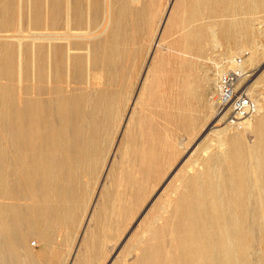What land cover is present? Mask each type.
<instances>
[{"label": "bare ground", "instance_id": "obj_1", "mask_svg": "<svg viewBox=\"0 0 264 264\" xmlns=\"http://www.w3.org/2000/svg\"><path fill=\"white\" fill-rule=\"evenodd\" d=\"M175 2L155 39L153 0H0V264H50L27 244L57 235L78 239L71 264H103L114 240L124 264H264L263 103L209 127L155 193L179 142L224 121L202 101L218 66L192 58L264 47V0Z\"/></svg>", "mask_w": 264, "mask_h": 264}, {"label": "rangeland", "instance_id": "obj_2", "mask_svg": "<svg viewBox=\"0 0 264 264\" xmlns=\"http://www.w3.org/2000/svg\"><path fill=\"white\" fill-rule=\"evenodd\" d=\"M156 1H159V2H156ZM163 1V2H162ZM176 0H153V2L155 3L154 5H155V7H154V9L156 10V12H155V10H154V12L156 13V14H158L159 15V17H158V15H156L157 17H156V19H159V20H156L155 21V28H157L158 29V31L156 32V34L158 35H156L155 37V39H158V38H162V35L160 34L161 33V30H162V28H165V26H166V23L165 22H167V20H168V18H169V15H170V10H172V8H173V6H175V4H176V2H175ZM162 4V5H161ZM165 5V6H164ZM167 5V6H166ZM159 6V7H158ZM160 6H162V7H160ZM164 6V7H163ZM172 6V7H171ZM159 8V9H158ZM166 8V9H165ZM161 10V11H160ZM158 11V12H157ZM160 11V12H159ZM166 13H165V12ZM163 13H165V14H163ZM169 14V15H168ZM165 15H167V16H165ZM161 17H162V19H161ZM167 17V18H166ZM160 20H161V22H160ZM163 21V22H162ZM161 23V24H160ZM159 35H161V36H159ZM164 38H165V40L166 41H168V42H166L165 40V45H168V43L172 40V38H174L175 37V35L174 36H169V37H167L166 35L165 36H163ZM172 37V38H171ZM149 38V40L147 41V39ZM163 38V39H164ZM147 39L145 38L144 40H142V41H145L144 42V44L142 43V41H141V46H142V51H141V54H140V58L142 59V61H143V64H141V66L139 67V69H138V71L139 72H137V74L139 75V78L137 79V81H138V83H140L141 82V78H143L144 77V72H145V69H146V61L145 60H147L146 59V55L148 54L147 52H148V49H150L149 47H151L153 44H154V41L152 40V37H147ZM151 41V42H150ZM152 41H153V43H152ZM163 41V42H164ZM146 43V44H145ZM149 43V44H148ZM152 43V44H151ZM226 45V44H225ZM215 46V42H211V44H208L207 46H206V48H205V53H204V55H203V57L200 59V60H198V59H196V58H192V60L193 61H195V62H197V64H198V67H202L203 68V70H210L211 68H213V65L214 66H218L217 67V76H215L214 78L216 79H214L212 82H211V84L209 85V87L207 86L205 89H203L204 90V92H203V100L202 101H204L205 102V105L206 106H209L208 104V99H210V96H211V94H212V91H214L215 90V87H213V86H215L216 85V83L215 82H217V78H218V73H221L222 71H225V70H228V69H230V68H232V66H234V64H235V59L237 58V57H243L244 58V61H245V66H246V70L248 71V77L244 80V85L248 88V94L251 96V97H253L256 101H257V103H258V112H259V108H260V103H263L264 104V99H263V97H264V47L263 46H255L254 48L253 47H250V46H244V47H238V46H226V47H231V49H233L232 51H230V52H227V51H225V50H223V48H221V47H214ZM242 50V51H241ZM253 51H255V53L258 55V60L256 61V62H254V63H252L251 61H250V56H252V52ZM147 53V54H146ZM146 54V55H145ZM175 56L174 57H176L177 56V54L178 53H173ZM172 54V55H173ZM225 54V55H224ZM225 56H226V59H227V61H226V59H225ZM144 57V58H143ZM232 59H231V58ZM229 58H230V60L232 61V63H231V61L229 60ZM249 59V60H248ZM149 60V59H148ZM147 60V61H148ZM229 60V61H228ZM249 61V62H248ZM224 62V63H223ZM251 62V63H250ZM217 64V65H216ZM220 64V65H219ZM222 64V65H221ZM231 64V65H230ZM252 64V65H251ZM259 66H262V70L261 71H256V69H257V67L259 68ZM223 68V70H221ZM142 70V71H141ZM219 71V72H218ZM141 72V73H140ZM136 74V75H137ZM203 76V74L201 73L200 74V76ZM143 76V77H142ZM202 80L201 81H203V78H201ZM137 83V87H139V84ZM136 87V88H137ZM212 90V91H211ZM211 91V92H210ZM208 92V93H207ZM256 93V94H255ZM208 95V96H207ZM259 98V99H258ZM257 112V113H258ZM257 115V114H256ZM213 118H211L210 120H209V122L207 123V125H206V127L202 130V131H200L198 134H197V136L195 137H193L192 139V141H191V143H190V145H189V147H188V149H186L185 150V148H186V146H188V144L187 145H185V144H182L181 142H179L180 143V145H181V148H182V153H181V155L179 156V158L177 159V161L175 162V164H174V166H173V168L171 169V171H169V172H167V173H165L164 175V177L161 179V182H160V185H158V187H157V189H156V191H155V193L160 189V187L162 186V184L166 181V179H167V177L170 175V173L184 160V158L186 157V156H189V154H190V152L192 151V148H194L195 147V145H196V143L199 141V139H201V137H203L205 134H206V132L209 130V132H211L212 131V129H224L225 127L226 128H228L229 126H227L224 122H221V123H219V124H217V123H215V124H211V123H214L213 122ZM217 124V125H216ZM213 126V128L212 129H209V127H212ZM230 128V130H236V128H231V127H229ZM118 139V137L115 139V141ZM254 140V137H253V134H249V135H247V141L251 144L252 143V141ZM116 154V153H115ZM111 156H109V159H108V163L110 162V161H113V159L112 158H114L113 157V154H112V151H111V154H110ZM115 156V155H114ZM103 178V179H102ZM105 176H103V174H102V176H101V179L99 180V184H98V187H96V190L98 189V188H100V186H101V184H102V182H105ZM102 181V182H101ZM99 190V189H98ZM97 190V191H98ZM155 193H153L149 198H147V200L143 203V205H142V207H141V209H140V211L138 212V214H137V216L135 217V219H134V221H133V224L132 225H134L135 223H136V221H137V219L139 218V216L141 215V213L144 211V209L147 207V205L150 203V201L152 200V198L154 197V195H155ZM93 204H91V206H92ZM90 211V210H89ZM83 226L85 227V225H82V229H83ZM81 229V230H82ZM131 229V228H130ZM129 229V230H130ZM129 230H127V232H129ZM126 234L127 233H125V235H124V237L126 236ZM64 238V236L63 235H57L56 236V240H55V246H54V248H50L49 246H47V244H43L42 242H41V240H39V239H37V238H30V242H31V244H30V242H28V244L30 245H28L27 244V246H28V248L30 249V251L31 252H36L34 255L36 256V257H40V259L43 257V259L42 260H45L46 262L49 260V262H50V264H58V262H61V263H59V264H71L70 262H71V257H70V259L69 260H66V258H69L68 257V255L71 253V249H72V252L74 253L75 252V250L77 249L76 247V245H77V242H78V239H76V237H75V239H74V243H73V245L70 243V244H66V243H64L65 242V239H63ZM73 237H74V235H73ZM124 237H122V238H124ZM63 239V240H62ZM62 241V242H61ZM73 241V240H72ZM36 242H38V243H36ZM58 242V243H57ZM116 242V243H115ZM57 243V244H56ZM115 244H117V240L115 241H113V242H109V244L107 245V247H106V253H105V258L106 259H104V261H103V264H108L109 262H110V259L112 260V258H114V257H116V258H114L113 260H115V264H124V260H126L127 258H130V256L129 257H126L125 258V256H123L122 254L120 255L119 253H118V250H117V248H116V246H115ZM34 245V246H33ZM43 245V246H42ZM58 245V246H57ZM73 246V247H72ZM35 247V248H34ZM43 247V248H42ZM59 247V248H58ZM70 247H71V249H70ZM109 247V248H108ZM116 249H115V248ZM32 248V249H31ZM34 248V249H33ZM55 248H56V250H55ZM58 248V249H57ZM64 249V250H63ZM35 250V251H34ZM70 250V251H69ZM116 250V251H115ZM45 251V252H44ZM64 251V252H63ZM120 251V250H119ZM38 252V253H37ZM61 253H65L64 255L63 254H61ZM67 253V254H66ZM72 253V254H73ZM38 254V255H37ZM58 254V255H57ZM41 255V256H40ZM119 255V256H118ZM65 256H67V257H65ZM70 256V255H69ZM58 257H60V258H58ZM117 257H118V259H117ZM64 258V259H63ZM66 260V261H65ZM122 260V261H121ZM127 260H129V259H127Z\"/></svg>", "mask_w": 264, "mask_h": 264}, {"label": "built area", "instance_id": "obj_3", "mask_svg": "<svg viewBox=\"0 0 264 264\" xmlns=\"http://www.w3.org/2000/svg\"><path fill=\"white\" fill-rule=\"evenodd\" d=\"M247 77L244 58L237 57L232 68L218 74L215 90L210 96L217 115L231 128L250 120L258 112L257 101L244 85Z\"/></svg>", "mask_w": 264, "mask_h": 264}]
</instances>
